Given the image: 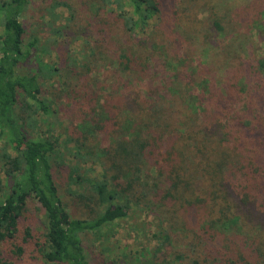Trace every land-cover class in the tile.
Returning <instances> with one entry per match:
<instances>
[{"label":"trees","instance_id":"trees-1","mask_svg":"<svg viewBox=\"0 0 264 264\" xmlns=\"http://www.w3.org/2000/svg\"><path fill=\"white\" fill-rule=\"evenodd\" d=\"M95 1L100 11L108 7L119 19L121 31H111L119 41L133 43L111 52L114 84L103 97L105 114L82 116L84 128L65 131L62 147L59 137L42 134L31 117L38 109L47 116L55 112L39 97L38 72L23 69L35 44V40H24L21 15L27 0H0V264H15L24 253L23 245L30 243L45 264H92L84 238L97 237L140 204L165 213L169 208L173 213L183 209L185 217L165 227L146 264L156 255L162 257L158 264H264V163H252L250 153L254 152L246 148L237 129L257 133L263 123L252 116L253 121H244V114L232 111V117L220 124V134L208 135L209 123L193 107L196 88L192 83L181 84L179 75L184 71L178 64L174 70L167 69L172 78L166 85L150 81L144 97L135 95L127 105L119 101L120 92L151 69V41L161 43L172 33L164 16L166 0ZM64 6L72 10L69 4ZM212 26L223 33L219 21ZM90 53L95 57L102 51L91 48ZM252 67L253 74L264 81V56L256 58ZM55 69L46 68L51 74ZM131 89H124V99ZM76 98L82 105L84 92ZM261 101H256L258 107ZM229 143L232 153L223 150ZM187 147L206 161L202 170L206 188L181 183L183 176L191 182L198 177L188 169L192 163ZM59 151H66L64 156L73 162L68 182L84 184V193L73 195L89 210V218L72 217L62 201L51 167L53 159L60 158ZM87 163L99 166L100 175L93 171L81 177L79 166ZM205 196H210L211 212L201 206ZM174 200L184 204L177 206ZM31 205L39 218L28 215ZM189 234L193 242L183 247V238ZM171 242L178 251L169 250Z\"/></svg>","mask_w":264,"mask_h":264},{"label":"rangeland","instance_id":"rangeland-1","mask_svg":"<svg viewBox=\"0 0 264 264\" xmlns=\"http://www.w3.org/2000/svg\"><path fill=\"white\" fill-rule=\"evenodd\" d=\"M64 3L69 4L72 10L69 11ZM98 7L95 0H27L21 15L25 42L35 40L31 59L23 69L38 72L41 90L39 97L55 112L47 116L38 109L36 115L31 117L34 116L35 127H39L42 134L59 137L62 147L65 131L68 132L69 129L72 132V128L80 131L84 128L85 121L82 116L105 114L107 105L103 97L111 90L114 81L111 52H118L123 44L129 46L133 43L119 41L116 34L111 32L113 29L121 31L119 19L108 10L110 8L100 11ZM164 10L172 33L161 43L154 39L151 41L148 45L150 59H153L151 69L141 79L127 85L124 89H133L128 92L127 99L123 98V89L119 101L127 105V101L135 95L144 97L145 88L150 87V81L153 85H166L172 78L171 70L167 69L170 67L174 70L178 64L179 70L184 71L179 75L181 84L192 83L196 88L192 94L193 107L198 109L199 117H205L206 124L209 123L208 135H219L220 124L226 123L232 117V111L244 114V121H253L250 118L252 116L263 123L257 133L243 127L237 126V129L245 139L243 142L246 148L254 152L253 155L250 153L253 157L252 163H264V81L257 78L252 69L254 60L264 56V1L166 0ZM178 18L184 22L180 23ZM214 20L224 26L223 33L214 30ZM113 40L117 42L114 43ZM104 41L105 44H102ZM224 46L228 49L224 50ZM91 48L102 53L91 57ZM48 67L56 68L55 72L51 74L49 69L46 70ZM78 92H84V103L80 106L76 98ZM259 98L262 101L258 107L256 101ZM212 121L215 123L211 125ZM27 130L37 136L33 130ZM230 145L229 143L223 147L224 152L232 153L233 147ZM187 148L188 161L192 163L187 165L188 169L194 170L198 177L191 182L183 176L181 183H191L195 188H206L205 179L202 177L206 161L204 163L203 157L194 154L191 147ZM60 153L61 151L57 152L60 158H54L51 167L62 201L72 217L89 218V210L73 195L84 193V184L68 182V167L73 162L70 164L67 156H64L66 151ZM93 171L99 175L101 173L99 166L87 163L79 166L78 172L81 177H88ZM230 183L233 184V180ZM205 197V204L201 206L211 212L210 196ZM172 203L177 206L184 204L178 200ZM220 206L218 204L213 208L215 214ZM30 208L28 215L39 218L36 206L31 205ZM171 209L173 208L165 213L140 204L130 210L128 217L116 221L97 237L86 236L84 247L89 262L146 264L152 258L150 253L157 247L165 227L184 221L183 209L178 213H173ZM255 233L259 237L258 229ZM192 238V235H186L183 238V247L185 243L187 246V243L193 242ZM228 242L229 240L226 244ZM247 242L249 244L252 240ZM23 248L24 253L15 264H45L34 251L33 243L23 245ZM168 248L170 251L179 250L174 242L168 244ZM8 260L12 259L9 257ZM161 260L162 257L156 255L149 264H158Z\"/></svg>","mask_w":264,"mask_h":264}]
</instances>
